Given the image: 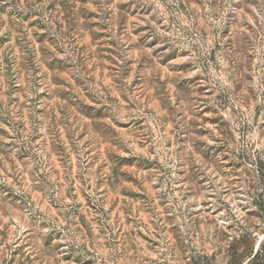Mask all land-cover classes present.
Masks as SVG:
<instances>
[{
  "label": "rangeland",
  "instance_id": "374dc122",
  "mask_svg": "<svg viewBox=\"0 0 264 264\" xmlns=\"http://www.w3.org/2000/svg\"><path fill=\"white\" fill-rule=\"evenodd\" d=\"M0 264H264V0H0Z\"/></svg>",
  "mask_w": 264,
  "mask_h": 264
}]
</instances>
